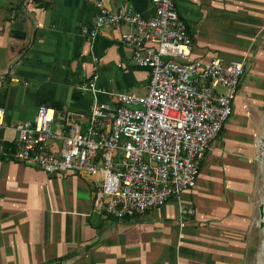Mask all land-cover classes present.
I'll list each match as a JSON object with an SVG mask.
<instances>
[{"label":"crops","instance_id":"crops-1","mask_svg":"<svg viewBox=\"0 0 264 264\" xmlns=\"http://www.w3.org/2000/svg\"><path fill=\"white\" fill-rule=\"evenodd\" d=\"M130 2L144 18L152 15L149 0ZM119 3L104 0L113 11ZM174 3L192 37L193 59L246 63L232 115L200 163L195 187L118 220L94 207L99 182L0 158V264L261 263L264 0ZM97 12L93 0H0L1 144L12 146L16 125L45 105L55 110L51 129L60 134L47 148L59 155L63 138L85 130L92 101H110L80 89L95 76L97 89L147 95L150 71L133 61L119 31L81 35Z\"/></svg>","mask_w":264,"mask_h":264},{"label":"built area","instance_id":"built-area-1","mask_svg":"<svg viewBox=\"0 0 264 264\" xmlns=\"http://www.w3.org/2000/svg\"><path fill=\"white\" fill-rule=\"evenodd\" d=\"M149 1L153 13L144 18L130 0H120L114 11L93 0L94 24L80 31L89 39L103 29L119 31L133 61L150 71L146 96L97 89L95 76L80 89L110 101H92L85 130L63 138L59 155L47 148L60 134L51 129L55 110L45 105L32 121L16 125L11 147L0 143L1 159L31 163L49 176L72 173L99 182L94 207L118 220L195 187L200 163L232 115L246 69L242 61L193 59L192 37L174 0ZM125 26L128 31H121ZM4 119L0 107V129Z\"/></svg>","mask_w":264,"mask_h":264},{"label":"water","instance_id":"water-1","mask_svg":"<svg viewBox=\"0 0 264 264\" xmlns=\"http://www.w3.org/2000/svg\"><path fill=\"white\" fill-rule=\"evenodd\" d=\"M263 124H264V117H263ZM262 143H263V150H264V137L262 139ZM259 211H260V228L264 229V203L260 206L259 208ZM257 264H263V263H260L258 262Z\"/></svg>","mask_w":264,"mask_h":264},{"label":"rangeland","instance_id":"rangeland-1","mask_svg":"<svg viewBox=\"0 0 264 264\" xmlns=\"http://www.w3.org/2000/svg\"><path fill=\"white\" fill-rule=\"evenodd\" d=\"M214 58H217V57H214ZM196 60V59H195ZM242 78V77H241ZM241 80V79H240ZM241 82V81H240ZM239 85H240V83H239ZM219 90L220 91H222V89H220L219 88ZM242 91H243V89H242ZM188 190H191V189H188ZM174 198H176V197H172V198H170L167 202H165L163 205H165L166 203H168L169 201H171V200H173ZM171 203H174V201L173 202H171ZM176 203V202H175ZM93 204H94V202H93ZM162 205V206H163ZM162 206H160V207H162ZM160 207H157V208H160ZM157 208H154V209H157ZM153 210V209H152ZM181 216H188V215H191L192 213L191 212H186V211H181ZM182 218V217H181ZM261 263H263L264 264V256H263V258H262V260H261Z\"/></svg>","mask_w":264,"mask_h":264},{"label":"trees","instance_id":"trees-1","mask_svg":"<svg viewBox=\"0 0 264 264\" xmlns=\"http://www.w3.org/2000/svg\"><path fill=\"white\" fill-rule=\"evenodd\" d=\"M6 147L9 148V147H11V146H6ZM60 261H62V260L52 261V264L59 263Z\"/></svg>","mask_w":264,"mask_h":264},{"label":"bare ground","instance_id":"bare-ground-1","mask_svg":"<svg viewBox=\"0 0 264 264\" xmlns=\"http://www.w3.org/2000/svg\"><path fill=\"white\" fill-rule=\"evenodd\" d=\"M263 164H264V162H263Z\"/></svg>","mask_w":264,"mask_h":264}]
</instances>
